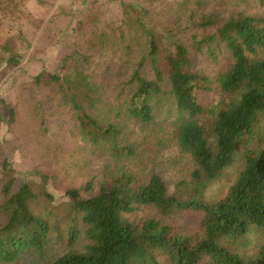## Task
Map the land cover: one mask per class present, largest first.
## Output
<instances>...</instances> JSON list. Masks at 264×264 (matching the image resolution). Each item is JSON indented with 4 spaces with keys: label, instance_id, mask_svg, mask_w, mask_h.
I'll use <instances>...</instances> for the list:
<instances>
[{
    "label": "trees",
    "instance_id": "trees-1",
    "mask_svg": "<svg viewBox=\"0 0 264 264\" xmlns=\"http://www.w3.org/2000/svg\"><path fill=\"white\" fill-rule=\"evenodd\" d=\"M116 1L121 19L104 22ZM253 3L264 6L81 0L85 39L20 85L17 103L0 101V130L33 165L19 180L0 162V264H264V242L234 248L254 231L264 239V12ZM164 105L173 118L159 122ZM23 108L38 136L56 128L60 149L30 154ZM238 159L225 197L203 200Z\"/></svg>",
    "mask_w": 264,
    "mask_h": 264
},
{
    "label": "rangeland",
    "instance_id": "rangeland-1",
    "mask_svg": "<svg viewBox=\"0 0 264 264\" xmlns=\"http://www.w3.org/2000/svg\"><path fill=\"white\" fill-rule=\"evenodd\" d=\"M97 1L109 2V0ZM67 3L64 0H0V101L3 99L10 104L17 103V90L20 85L42 71H56L60 59L71 52L77 39H85L75 32V26L78 20L86 15V4L81 5V0ZM105 7H108V10L102 19L104 22H117L121 19V8L117 1ZM257 10L264 12V6L259 7L253 3L252 11ZM11 59L18 61L19 64L14 66V63L10 62ZM215 99L216 97L211 95L204 99V103L209 106ZM24 111L23 108V111L19 113L20 120H23L17 131L20 134L25 129L29 131L24 145H28L32 151L30 154L34 155L36 152L41 154L47 148L60 149L61 136L60 134L57 136L56 130L53 131L56 128L50 127L44 136H38L31 123H26L25 113L27 112ZM172 115V109L164 105V108L158 111L157 119L159 122L166 121ZM34 118L36 114L30 112L29 120ZM11 136V131H6V128L2 126L0 162L4 159L7 161L8 169L5 175L11 174L23 180L30 177L26 175V172L33 169V165L15 149V142ZM243 166V161L238 159L232 167L223 172L220 179L212 182L204 190L202 199L211 202L225 197ZM47 189L56 197L58 196L53 185H49ZM187 225L186 231H191L189 229L192 225ZM263 242V236L254 231L245 240H240L242 246L236 245L234 248L239 253L250 255L254 254Z\"/></svg>",
    "mask_w": 264,
    "mask_h": 264
}]
</instances>
